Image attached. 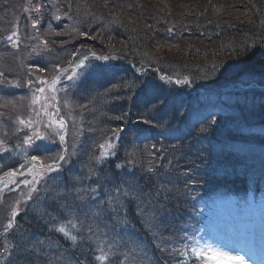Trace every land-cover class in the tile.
I'll return each mask as SVG.
<instances>
[{"label":"trees","instance_id":"trees-1","mask_svg":"<svg viewBox=\"0 0 264 264\" xmlns=\"http://www.w3.org/2000/svg\"><path fill=\"white\" fill-rule=\"evenodd\" d=\"M171 1L173 2V0H41L40 6L43 15L51 6L61 10L63 14L66 13V16L72 17L73 26L77 31L87 32L93 37V42L99 49L105 46L114 49L113 54L119 57L108 56L109 59L116 58V61L130 62L131 58L139 55V52L145 51L146 45H149L151 41L161 39L173 42L177 45V49H180L174 52L176 55L174 61L167 62L160 58L161 61L171 64L184 60L180 58L183 56L188 60L187 62L195 61L197 70L199 65L216 66V69L206 67L209 75L204 77H208L207 79L196 77L199 83L195 89L222 88L237 82L245 85L246 78L257 79L264 83V79H258L264 78V74L257 73L260 70L259 58L252 54L254 51L264 52V0H254L250 7L245 5V0H182L183 8L178 9L177 15L172 19L169 18L170 14H167ZM23 2L24 0H0V44H3L1 42L8 36H13L10 44L20 43V41L22 43L21 36L11 31L15 28L12 26L28 23L29 13L26 10V1ZM162 4L166 7L163 8ZM241 10L244 13H241ZM46 21L49 39L56 42L57 33L52 32L58 25L50 19L44 22ZM28 25L30 31L31 26L29 23ZM4 26L6 29L2 28ZM169 28L175 32L169 35L167 33ZM77 31L73 32L75 37H77ZM37 40L44 41L35 37L34 41ZM0 50L8 51L5 48ZM168 58L173 59L171 56ZM234 60L237 62L235 70L228 69L224 62L229 64ZM32 63L39 64L46 71L48 66L51 70L53 69V63L44 64L37 60ZM137 64L140 66L142 63ZM121 69L124 72L123 74L118 72L119 78H117V82L120 83L118 87H120L121 99L108 94L112 104L122 105L123 95L136 93L134 98H137V102L139 100V104L131 105L132 110L129 111L128 116L132 120L146 118L152 121L150 112L144 116L146 110L144 102H147L148 96L143 93L145 81H141V71L137 74V71L131 70L130 67ZM163 69L168 71V68ZM32 72V70L28 71L29 74ZM215 72L217 75L213 76ZM105 73L108 75L110 71L107 69ZM194 74L193 68L185 66L181 77L194 76ZM134 78L136 82L132 81ZM130 84L136 85L135 90L129 87ZM187 96H175L173 99L167 97L159 104L162 115L159 113L157 117L162 120L157 121V124L163 126L164 130H168L170 135V138L167 136L164 139L165 142L158 145L161 151H157L158 146L151 142L155 147L149 151L139 144L136 145L137 148L133 153L131 150L125 154L124 150L131 148V142L122 141L123 144L115 143L114 145L113 151L119 150L118 154L110 155L106 162L96 164L97 167L92 170L90 163L83 165L81 158L72 159L70 163L80 167L83 174L80 175L77 169L69 173L68 178L73 183L68 190L70 193L60 192L62 185L59 181L56 187H52L54 191L50 200H47L49 198L47 193L44 195L42 193L44 199L36 208L33 206L31 209L20 211L13 219L15 230L8 244L22 253L14 264H94V255L98 253L89 237L96 229L95 224L98 226L109 222L111 223L109 229L101 227L99 230L107 234L108 243L118 244L121 226L131 224L147 246L156 248L160 242L156 234L160 235L162 242L168 238L170 227L175 229L178 225L174 223L179 224L183 215L185 216V206L188 209L189 204L195 202L196 197L189 198L193 189L195 194L199 191L205 193L213 188L229 187L231 185L225 182L236 180V184L233 183V185H236L239 190H244L251 182L249 179H255L254 186H258L259 180L264 179V93L259 92L260 101L251 108L239 106L237 105L239 102L232 101L237 97L247 96L246 92L234 98L228 97L227 102L231 103V106L226 105L233 108L234 112L230 113L233 119L224 124H208L206 125L208 128L196 119L198 116L196 97ZM128 103L124 102V104ZM157 103V100L150 101L151 105H157ZM85 110L91 115L85 118V123H90L89 121L94 119L95 122L97 121L96 124L100 125L94 129L101 128L99 135L95 136L88 133L89 130H86L87 125H85L82 131L88 133L85 142L90 144H94V140H100L104 134L109 135L113 127L123 126L130 129L131 124L134 128L138 126V123H125L123 118L114 122L116 119L110 112H105L106 109L99 112L96 108L93 113L96 116L99 114V118H95L91 103L86 102ZM108 119L113 121L108 123ZM150 124L147 123L146 127L156 129L155 133H157L158 128ZM244 131H246L245 134H243ZM194 133H196L195 136H193ZM117 182H121L124 187L139 186L143 192L142 199L150 200L152 204L158 206L156 220L150 222L149 218L141 214V211L135 212L133 202L128 208L130 202L128 197L122 201V205L116 212L119 217H127L126 224L119 223L117 216L112 215L104 216L98 220V223L97 220L91 221L90 210L93 209L91 206L98 197L101 200L107 198ZM194 182L195 185L192 186ZM92 188H95L96 192L92 195L87 194ZM179 192H182V196L178 195ZM186 195L187 198H185ZM79 197L84 199L81 200ZM142 199L137 198V202L144 208ZM160 206L163 207V211H159ZM69 211L75 213L77 225L83 224L79 232L73 230L78 236L76 242L65 239L54 229L61 221L71 218ZM80 237H83V240ZM34 244L35 254H31ZM42 245L45 248H42ZM118 245L128 250L126 243ZM25 248L28 249L27 253L24 251ZM49 250L55 252L53 258L48 256ZM157 253L154 250V259L149 264L170 262L169 255L164 251L163 254ZM142 260L141 255H137L134 264H142ZM126 264H129L128 261Z\"/></svg>","mask_w":264,"mask_h":264},{"label":"rangeland","instance_id":"rangeland-1","mask_svg":"<svg viewBox=\"0 0 264 264\" xmlns=\"http://www.w3.org/2000/svg\"><path fill=\"white\" fill-rule=\"evenodd\" d=\"M253 1L254 0H245V5L250 7L252 6L250 4L253 3ZM182 4V0H173V2L171 1V3L169 4V8H167V14H170L169 18L172 19L175 15H177L178 9L183 8ZM162 6L163 8L166 7V5L164 4H162ZM35 8L36 7L34 5V7L30 10L31 18H34L36 21H38V32L36 34L30 35L29 30H26L23 25H15L12 26L15 28L11 32H18L19 36H21L22 38V43L20 41V43L15 42L14 44H10L12 40L3 39V42L1 43H3L4 45L0 44V48L8 49V51L6 52L0 50V74H2L0 75V90H3L2 92H0V141H3V144H0V160L5 159L3 161H11V163L15 164L14 166L18 165V173L20 174L19 176H15V183L9 182L7 177H0L3 178L5 182L0 183V254L5 253L4 250L5 247H7L6 239L8 241L7 234L9 230L6 233L5 227L9 223V221L12 222V220L15 218L12 217V211L16 210L18 212L22 209H31L33 208V206H37L43 199L42 195L38 196L40 187L46 183L45 181H47L48 177L51 174H58V172L64 173L65 168L60 167L63 165L64 167L71 165L72 163H69L68 161H70L71 159L75 160L77 158H81V162L83 164L90 163V169L92 170L93 168L97 167L96 164L99 165L103 161H106L110 158V151H112V154L114 155L119 153V150L115 149L113 151L114 144H123L122 141H125V135L127 137L129 136L133 141H135V138L132 134L125 133L124 135V133L120 131L119 128L113 127L109 135L108 133L104 134L100 140H94V144L85 142V140L88 138V133H92L97 136L101 132V128L97 130L94 129L96 127H100V125L96 124L97 121L95 122L94 119L89 121L90 123H85V118L91 117V115L85 110L86 102L91 103L92 113L96 108L99 112H101L102 109H106L105 112H110L111 116L116 119L114 122H117L118 119L122 120L123 118L125 120V123L127 124L138 123V126L144 127V130L140 129L139 132L144 133L148 130H152L151 128H149L150 126L146 127L147 123H144V121L147 120L146 118H138L132 120L128 116L129 111L132 110L131 105L133 103L139 104V100L137 102V98H134L136 93L123 95L124 102L129 103L124 104V102L122 101V105L119 106H116V104H112V99L108 97V94H111L121 99L119 95L120 87H118L120 83L117 82L118 80L114 74H111V76H109L108 78L103 77L102 72L106 71V65L103 64L105 62L102 63V61L104 60H99L96 57H119L113 54L112 50L114 49H109V47L105 46L100 48L102 50L101 51L99 47H96L94 44L89 43L88 40L86 41V39H84L82 35L80 37L81 43L79 44V46L82 47L80 48V50L74 51V48L58 47L57 43H55L54 41H50L49 35L47 34L48 22L44 21L46 19H50L51 22L60 21L64 19L63 16L67 17L66 13L63 14L61 10H54L53 7L50 6V9L48 8L49 10L46 11V13L39 20V18L35 17ZM241 13H244V11H242ZM56 17H59V19H56ZM66 27L67 26H65L64 23H60L58 24L59 29L56 30V32L67 34L68 31ZM2 28L6 29V26ZM173 32H175V30H172L171 28L167 29V33L169 35ZM39 33H41V35H37ZM35 37L44 39V42L39 43L38 40L34 41ZM176 49L177 45L173 42H166L162 41L161 39L154 40V42L151 41L149 45H146L145 51L139 52V55L136 58H131L130 62L127 63L122 62L128 65L131 70H135L138 72L141 71V81H145V83H155L156 85H158V88L153 92H146L145 90L143 91V93L148 96V98H146L147 104L144 102V104L146 105V107H144V109H146L144 111V116H147L149 114L148 112H150V117L152 119V121L150 120L151 124H153V127L158 128L157 133L159 136L163 135L161 137H165V135H168L167 131L163 129V126H159L157 124V121L162 120H159L157 116L162 112L159 104L160 102H163V99H166L167 97H169V99H173L175 98V96L186 97L187 95L192 97V95L199 90L200 93L211 92L210 90L205 92L201 87H199V89H195L196 85L199 83L196 77L207 79L208 77L204 76L209 75L207 74L209 71L206 69V67L209 66L199 65L200 67L197 70L196 62L192 60L187 62L188 60L183 56H181L180 58L184 60H178L171 64L166 63V61L172 62L175 60L176 55L174 52L180 51V49ZM92 53H95L96 55L93 56ZM80 56L81 59L85 61V68L76 67L80 59H73L74 62L69 64L71 58H80ZM85 56H87V60H84ZM168 56L173 57V59L168 58ZM232 56L237 57V55ZM160 58L165 59L166 61H161ZM112 59L113 58L109 60ZM35 60L44 64L53 63V69L51 70L48 66V71H45V75L36 76L34 74L32 77H26L22 72L17 71L19 66L26 63V66L28 67V64L32 63V61ZM99 61H101V65L97 63ZM118 63H120V61ZM137 63H142L143 65L141 64L139 66ZM236 63L237 62L235 60L233 62H229V64H226L224 62L225 66L228 69L233 68V70H235L234 68ZM57 66L60 70H62L59 71L58 75H56L55 73V69L57 68ZM185 66L191 67L193 68V70H195L194 76L183 75L181 77V73H183V68H185ZM163 68H168V71H165ZM209 68L216 69V66H211ZM219 69L221 68L219 67ZM73 72H77L78 76L69 81L67 79V76L72 75ZM257 73L262 75L264 74V72H261L260 70L257 71ZM50 74H52V76H50ZM212 75L215 76L217 75V73L215 72ZM45 77H47L46 80ZM54 77H59L60 81L57 84L55 92L51 91L48 86H43L42 84L36 85L38 84V78L50 83ZM160 77H165V79L161 80ZM10 78H14L15 82L11 83ZM169 79L171 82H169ZM258 79L262 80L264 78ZM29 80L33 82L31 85L28 83ZM185 80L187 81L186 83H177V81ZM132 81L136 82V79L134 78ZM246 82L247 83L245 85L242 82H237L231 85L228 89H226V87L220 89H226L224 92L227 93H231V91L236 92V94L244 92H251V94L252 92H256L255 94H259V92L264 93V83L262 84L257 79L248 80L247 78ZM18 87L23 88L22 92L19 94H14L15 89ZM40 87H44L45 91L43 93L37 91V89ZM129 87L135 90L136 85L130 84ZM157 92L159 94H157ZM34 99H36L35 103H33ZM88 100H90V102ZM153 100L158 101L157 105H155V108H153V105L150 104V101ZM51 104L53 105L54 109L53 107L52 109L50 108ZM93 115L95 118H99V114H97L96 116V114L93 113ZM19 119H23L26 123L20 124ZM61 120L64 124L63 128H61L59 124V121ZM29 121L30 124H28ZM112 121L113 120L108 119V123H111ZM82 124L84 126H82ZM85 125H87L86 130L89 131L88 133L85 132L82 134V131H80L79 129L81 127V129L84 130ZM133 131L134 129H132L131 132ZM37 134H39V136L41 137H44V139H36ZM26 136L33 137V144L38 142L43 145H50L55 147L53 148V151L44 154L45 156L39 155V159L33 161L31 157L34 155V153H32L34 146L33 144L32 146H29L28 144L24 143V139ZM61 136L64 137L63 141L60 139ZM102 144L105 145L104 149H101L99 147ZM108 145H111V147H109ZM148 145L149 144H143L144 147H147ZM135 147L124 150V153L127 154L131 150L132 152L135 151ZM102 153L105 154L102 155ZM60 155H64L65 159L59 162L58 168H54V170L52 171L41 169V164L50 165L54 161H57ZM1 165L2 161L0 162V167ZM21 165H23V167H21ZM34 176L39 182L30 183L26 186L24 181H33ZM5 184H7V186H5ZM194 185L195 182L192 186ZM33 187H35L36 191L30 192V189ZM134 188L136 189V192L138 194L141 195L143 193L139 186ZM67 192L70 193V191H64L63 193L67 194ZM29 194L31 196V199H29ZM87 194L92 195L93 192L90 190L87 192ZM192 195H194L193 191ZM85 197L87 198V196ZM129 199L130 202L128 204V208L133 202L134 211H140L142 206H139L137 197L132 196L129 197ZM105 200H107V198L101 200L99 197L97 198V201H95V203L91 200V202L94 203V205L91 206L93 208L92 210H96L97 205ZM92 210H90L91 221L97 220V223L98 220H100L104 216H118L117 213L109 212L101 217L93 218L91 216ZM259 211L264 214V209L261 210L260 208ZM219 216L223 219V222L225 224L227 219H225L223 212ZM84 218L87 219V217ZM57 226H55V230ZM94 226L96 229L92 231L93 235L91 236V240L93 241V245L96 247L97 242H99L100 240L107 241V239H109L105 232L99 230L101 229V227L109 229L111 223L109 222L104 225L100 224L98 226H96L95 224ZM121 227L122 236L120 237L119 242L127 244V238L123 235L124 229H134L133 227H129L128 225H122ZM170 229L172 230V227H170ZM156 237L159 238V244L162 245V239L160 235L156 234ZM200 242H202V240H199V245L203 246L202 244H200ZM204 245L208 244L205 243ZM42 248H45V246L42 245ZM62 248L64 250V247ZM48 252V256L53 258L55 252L52 250H49ZM211 256L212 253H207L204 256V258L206 259V264H212L210 261ZM226 264H236V262H231L228 260Z\"/></svg>","mask_w":264,"mask_h":264},{"label":"snow or ice","instance_id":"snow-or-ice-1","mask_svg":"<svg viewBox=\"0 0 264 264\" xmlns=\"http://www.w3.org/2000/svg\"><path fill=\"white\" fill-rule=\"evenodd\" d=\"M39 7L35 8V11H39ZM56 19H59V17H56ZM36 26V21H33V27ZM49 27H51V25H49ZM13 35H15V33H13ZM7 39L12 40L13 36H8ZM254 56H257L259 58L260 63L258 64L259 69L264 72V52H257L254 51L252 53ZM93 56H95V53H92ZM99 60H104L107 61L109 60L108 56H98L96 57ZM84 60H87V56L84 57ZM71 63V62H70ZM77 68H85L86 65L84 64V61L81 60L77 63L76 65ZM44 69L37 67V71H43ZM57 70L58 71H62L58 68L57 66ZM2 75V74H0ZM78 76L77 72H73L72 75L67 76V79L69 81L73 80L75 77ZM161 80H164L165 77H160ZM38 83L40 84H45L49 87V89L53 92H55L56 90V85L60 82L59 81V77H55L53 78V80L51 81V83L49 84L47 81L45 80H40L38 78ZM169 82L170 79H169ZM187 81H177V83H186ZM28 83L31 85L33 82L31 80L28 81ZM143 88L145 89L146 92H153L158 88V85L153 84V83H144L143 84ZM38 92L43 93L45 91L44 87H40L37 89ZM36 102V99L33 100V103ZM156 106L153 105V108H155ZM119 118V117H117ZM215 117H212V121L211 123H215ZM19 123L20 124H25L26 122L23 119H19ZM144 123H151V121H144ZM28 124H30V121L28 122ZM60 127L63 128L64 124L63 121H59ZM202 131H204V129H201ZM36 139H44V137L39 136V134L36 135ZM60 139L63 141L64 137L61 136ZM24 143L28 144L29 146H32L33 144V137L30 136H26L24 139ZM0 144H3V141H0ZM109 147H111V145H108ZM101 149L105 148V145H100L99 146ZM35 150L37 152L42 150V145H36L35 146ZM105 153H102V155ZM39 158L38 155H33L31 157V159L33 161H36ZM65 159L64 155H60L58 157V161H63ZM58 161H54L53 164L51 165H43L41 164L40 167L41 169L47 170V171H52L54 170V168H58L59 167V163ZM119 166V165H117ZM21 167H23V165H21ZM149 171H151V169H149ZM17 175V173L15 171H8L4 173V176L8 178V181L11 183H15V176ZM39 181L36 179V177H33V181H24L25 185L27 186L30 183H38ZM0 183H5L3 178H0ZM5 186H7V184H5ZM32 191H36L35 187L30 189V192ZM91 191L93 193L96 192L95 188H92ZM114 193V194H113ZM132 196H136L137 198H141V195L138 194L136 192V189L134 187H124L121 184H117L114 185L113 189L108 193L107 196V200L102 201L100 204L97 205L96 210H92L91 211V216L93 218H97V217H101L103 215H105L106 213H116L117 209L122 205V201L128 197H132ZM29 199H31V196L29 194ZM79 199L83 200L84 197H79ZM142 203H144V208H141V214L145 215L146 217L149 218V221H155L156 220V216H157V211H158V206L155 204H152L150 200H143L142 199ZM159 211H163V207L160 206L159 207ZM16 215H18V212L16 210L12 211V217L14 218ZM69 215H70V219H68L67 221H61L60 224L57 226L56 231L61 233L65 239L67 240H71L73 242H76L78 239V236L76 234H74L73 230H75V232H79L80 228L83 227V224L81 223L79 226L77 225V223H75V220L77 219V217L75 216V213L69 211ZM85 215L87 216V213H85ZM117 220L119 223H123L126 224L127 223V217H119L117 216ZM70 226V227H69ZM13 228V223L11 221H9V223L6 225L5 227V232L7 233L8 230ZM89 231H91V228H89ZM81 240H83V237H80ZM89 239H91V237H89ZM135 246V245H134ZM188 248V245H185V249ZM35 250H36V246L35 244L33 245V252L31 254H35ZM175 250V249H174ZM9 251V249L7 247H5V252L7 253ZM24 251L27 253L28 249L25 248ZM98 254L94 255V264H126V262L128 261L129 258V253L128 251H124L121 252L119 251V245H117L115 242L112 243H108V241L106 240H100L99 242H97V246H96V250H95ZM192 257L194 259H200L202 257H204L207 253H212V256L210 257L213 260H236L238 261V264H246L244 257L240 256L239 254L237 255H231L229 253H224L221 252L219 249H213L211 245H203L200 246L198 243L193 244V246H191L190 248ZM186 254V253H181ZM123 257V259H122Z\"/></svg>","mask_w":264,"mask_h":264},{"label":"bare ground","instance_id":"bare-ground-1","mask_svg":"<svg viewBox=\"0 0 264 264\" xmlns=\"http://www.w3.org/2000/svg\"><path fill=\"white\" fill-rule=\"evenodd\" d=\"M178 195L179 196H182V192H179ZM220 251L222 252V250H220ZM211 260H212L213 264H226V262L228 261V260H219V261H217V260H213V259H211ZM234 261H236V260H234Z\"/></svg>","mask_w":264,"mask_h":264}]
</instances>
